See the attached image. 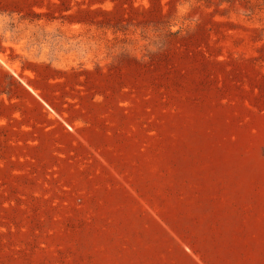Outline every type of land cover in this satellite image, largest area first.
<instances>
[{"label": "rangeland", "instance_id": "obj_1", "mask_svg": "<svg viewBox=\"0 0 264 264\" xmlns=\"http://www.w3.org/2000/svg\"><path fill=\"white\" fill-rule=\"evenodd\" d=\"M215 203L264 264V0H0V264H154Z\"/></svg>", "mask_w": 264, "mask_h": 264}, {"label": "crops", "instance_id": "obj_2", "mask_svg": "<svg viewBox=\"0 0 264 264\" xmlns=\"http://www.w3.org/2000/svg\"><path fill=\"white\" fill-rule=\"evenodd\" d=\"M242 208L244 207L240 205L228 207L225 204L215 203L207 207L205 216L203 212V217H199L200 220H187L192 224L184 226L178 232L162 220L161 228L172 240L171 251L159 250L158 253H154V264H230L218 250L236 252L234 246L230 247L226 238L230 236L234 242L240 240L241 235L235 234L243 230L244 219L240 213ZM211 232L215 236L210 234ZM235 255L237 258V252Z\"/></svg>", "mask_w": 264, "mask_h": 264}]
</instances>
